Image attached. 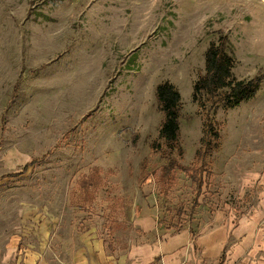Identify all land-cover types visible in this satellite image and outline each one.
Segmentation results:
<instances>
[{"label":"rangeland","instance_id":"1","mask_svg":"<svg viewBox=\"0 0 264 264\" xmlns=\"http://www.w3.org/2000/svg\"><path fill=\"white\" fill-rule=\"evenodd\" d=\"M221 34L234 78L261 83L235 107L200 108L193 83ZM166 80L181 95L173 150L158 135ZM19 152L36 159L24 171ZM93 171L101 184L80 187ZM143 207L160 233L227 227L229 245L257 244L228 264H264V0H0L3 251L14 236L22 254L44 215L57 262L92 227L124 246L142 239L130 216Z\"/></svg>","mask_w":264,"mask_h":264},{"label":"crops","instance_id":"2","mask_svg":"<svg viewBox=\"0 0 264 264\" xmlns=\"http://www.w3.org/2000/svg\"><path fill=\"white\" fill-rule=\"evenodd\" d=\"M19 154L16 156V162L11 165L23 162L25 166L31 162H27L28 155L20 152ZM24 157L23 161H19ZM135 211L130 216V223L139 230L136 234L140 235L142 239L127 242L124 246L116 243L113 245L109 242L106 243L98 234L97 228L92 227L76 238L69 257L63 260L59 259L58 262L52 259L55 249L51 247L55 244V248L61 242L58 235H55L54 241L50 239L53 233L52 225L55 222L54 219L49 218L50 215H44L43 219L39 220L31 237L25 236L27 238L24 241L31 243H26L27 249L22 251V254L17 258L16 255L21 246L20 238L16 239L12 236L9 239L6 252H4L2 225L0 228V246H2L0 264H228L236 262L239 256L244 255L245 250L257 245L253 240L251 242L230 241L232 243L229 245L228 239L232 231L228 232L227 227L215 228L197 235H193L189 228L160 233L159 225L151 208L143 207ZM37 213L35 209L30 208L23 211V216L36 219V217H40ZM110 226L111 224L109 228ZM239 229L236 233L237 236L246 234L244 226ZM149 235H153V238L146 240L145 237ZM233 235H235L234 231ZM39 250L41 251L38 253ZM223 250H225V258L219 260ZM11 258L12 260H9Z\"/></svg>","mask_w":264,"mask_h":264},{"label":"trees","instance_id":"3","mask_svg":"<svg viewBox=\"0 0 264 264\" xmlns=\"http://www.w3.org/2000/svg\"><path fill=\"white\" fill-rule=\"evenodd\" d=\"M227 43V37L221 34L217 41L210 42L205 50L204 73L194 81L192 87V100L200 108L205 107V99L211 102V106L223 102L227 107H235L252 98L260 86L261 76L249 79L234 78L232 74L234 60L227 51ZM155 96L158 108L163 113L158 135L163 139L165 146L173 150L179 133L181 95L175 85L166 80L156 85ZM203 96L205 99H202ZM209 122L203 126V130L206 132L212 129V124ZM160 148L158 143L151 145V149L154 151H158ZM33 161L35 162L36 159ZM33 161L26 164L22 171L34 163ZM15 174L17 173L6 175ZM100 184L101 177L97 171H93L79 180V186L84 189L89 186L97 187Z\"/></svg>","mask_w":264,"mask_h":264}]
</instances>
